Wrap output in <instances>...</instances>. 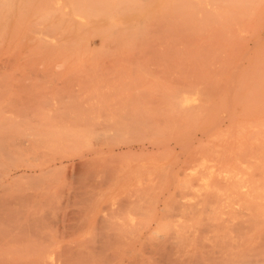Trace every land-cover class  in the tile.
<instances>
[{
    "label": "rangeland",
    "instance_id": "374dc122",
    "mask_svg": "<svg viewBox=\"0 0 264 264\" xmlns=\"http://www.w3.org/2000/svg\"><path fill=\"white\" fill-rule=\"evenodd\" d=\"M4 13L0 264H264V0Z\"/></svg>",
    "mask_w": 264,
    "mask_h": 264
},
{
    "label": "bare ground",
    "instance_id": "6f19581e",
    "mask_svg": "<svg viewBox=\"0 0 264 264\" xmlns=\"http://www.w3.org/2000/svg\"><path fill=\"white\" fill-rule=\"evenodd\" d=\"M8 1H11V0H0V8L2 7V8H4V4L6 3V2H8ZM16 1H20V0H16ZM28 2V1H27ZM23 6H24V4H23ZM26 7V6H25ZM34 10V9H33ZM19 11H21V10H19ZM24 11V10H23ZM29 13V11H26L25 13ZM20 14L22 13V12H19ZM18 13V14H19ZM18 14H17V16H18ZM22 14H24V12L22 13ZM33 14V13H32ZM25 15V14H24ZM23 16V15H22ZM26 16V15H25ZM24 16V17H25ZM21 18V16L19 17V19ZM23 18V17H22ZM21 18V19H22ZM14 19V15H13V13H11L10 15L9 14H7V13H4V14H2L1 15V17H0V34L1 35H6V33H7V29L9 28V26H10V24H11V22H12V20ZM18 19V20H19ZM16 25H17V23H16ZM52 26V25H51ZM53 27V26H52ZM39 33H40V31H39ZM38 33V34H39ZM42 33V32H41ZM44 34V33H43ZM44 37H45V34H44ZM35 38H39V36L38 37H35L34 36V39ZM40 40H42L41 39V37H40ZM249 217V216H248ZM234 219V218H233ZM260 219V218H259ZM261 220V219H260ZM257 221V220H256ZM262 221V220H261ZM252 222V221H251ZM253 222H254V220H253ZM235 223V222H234ZM255 223V222H254ZM257 227V226H256ZM230 228V227H229ZM254 229V228H253ZM184 233V232H183ZM200 234V233H199ZM236 234V233H235ZM213 236V235H212ZM168 237V236H167ZM196 237V236H195ZM199 237V236H198ZM230 238V237H229ZM182 239V238H181ZM184 239V238H183ZM211 239V238H210ZM209 239V240H210ZM185 240V239H184ZM232 240V239H231ZM240 240V239H239ZM181 241H183V240H181ZM208 241V240H207ZM228 241V240H227ZM184 242V241H183ZM261 242V241H260ZM226 243V242H225ZM230 244V243H229ZM238 244V243H237ZM246 244V243H245ZM260 244V243H259ZM199 245V244H198ZM226 245H227V243H226ZM207 246V245H206ZM260 246V245H259ZM204 247V246H203ZM234 247V246H233ZM196 248V247H195ZM220 248V247H219ZM227 249V248H226ZM260 249V248H259ZM223 250V249H222ZM253 250V249H252ZM237 251V250H236ZM261 251V250H260ZM181 252V251H180ZM216 252V251H215ZM234 252V251H233ZM239 252V251H238ZM254 252H256V251H254ZM152 253V252H151ZM190 253V252H189ZM216 254V253H215ZM214 254V255H215ZM254 254V253H253ZM212 255V254H211ZM214 255H212V256H214ZM256 255V254H255ZM216 256V255H215ZM253 256V255H252ZM225 257V256H224ZM178 258V257H177ZM176 258V259H177ZM187 258H189V257H187ZM218 258H219V256H218ZM260 258H261V256H260ZM216 259V258H215ZM253 259V258H252ZM213 260V259H212ZM224 260V259H223ZM243 260H246V258H244ZM243 260L242 261H240V264L242 263V264H244L243 263ZM251 260V259H250ZM254 261H255V259H254ZM253 261V262H254ZM264 261V260H263ZM138 262V261H137ZM161 262V261H160ZM168 262V261H167ZM175 262V261H174ZM173 262V263H174ZM186 262V261H185ZM218 262V261H217ZM247 262V261H246ZM248 262H250V263H252V261H248ZM247 262V263H248ZM260 262V261H259ZM176 263H177V261H176ZM178 263H180V262H178ZM177 263V264H178ZM219 263V262H218ZM249 263V264H250ZM191 264H193V263H191ZM211 264V263H210ZM229 264V263H228ZM231 264H233V263H231ZM252 264H254V263H252Z\"/></svg>",
    "mask_w": 264,
    "mask_h": 264
}]
</instances>
